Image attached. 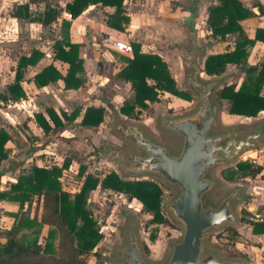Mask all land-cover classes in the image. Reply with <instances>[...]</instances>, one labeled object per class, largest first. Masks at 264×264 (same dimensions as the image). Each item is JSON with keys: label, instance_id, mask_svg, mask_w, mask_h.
Instances as JSON below:
<instances>
[{"label": "trees", "instance_id": "obj_1", "mask_svg": "<svg viewBox=\"0 0 264 264\" xmlns=\"http://www.w3.org/2000/svg\"><path fill=\"white\" fill-rule=\"evenodd\" d=\"M216 1L217 4H211L207 8L205 37L223 40L227 34H237V39L233 50L206 57L203 72L209 77L220 75L227 64L244 63L245 46L252 43L239 25V21L250 17L252 13L239 0ZM38 2L44 4L43 9L31 13L29 4ZM122 3L123 0H70L65 4L64 10L74 19L91 5L108 8L107 27L121 31L130 20ZM60 13L61 8L51 5L48 0H26L11 9L13 18L37 22L43 26L55 23ZM255 40L264 41V29L256 30ZM65 45L67 50L62 44H57L55 58L68 65L66 73L62 75L54 66L49 65L34 76L37 86L42 87L57 80H62L65 90H77L83 86L84 68L78 56L80 45L69 42ZM131 46L132 59L124 58L125 64L115 75L117 79L129 83L133 91L132 97L119 108L122 115L138 118L140 110L146 109L149 103L156 102L161 94L186 102L191 100L187 90L178 89L166 63L159 55L141 52L140 44L136 42H132ZM38 58L39 54L33 51L28 57L21 56L18 59L14 82L7 86L8 96L3 99L18 101L25 98L19 82L24 69L34 65ZM245 77L237 90L234 85L225 86L216 93V98L229 101V114L254 117L260 109L264 110V97L261 95L264 89V60L257 67H249ZM46 113L49 121L42 114L34 116V122L44 134H48L52 127H61L63 122H73L80 109L69 114L63 112L60 117L50 108L46 109ZM104 119L103 107L88 106L84 109L79 125L86 128L98 127ZM9 139V134L0 128V164L9 156V150L5 147ZM69 162L65 158L60 167L33 164L28 169L20 170L15 182L9 186L6 200L15 205L17 210L8 213L13 221L0 241V264H89L84 256L92 253L102 239L98 223L87 203L90 192L97 187L123 195L128 200H137L143 211L151 216L148 223L166 224V218L161 212L163 192L154 181L137 178L126 180L115 171L108 170L102 176L86 174L79 191L70 194L63 190L60 182L62 170L67 168ZM84 169V166H80L79 176L83 175ZM221 172L226 182H236L241 178H255L261 173V168L245 160ZM35 201L40 213L33 216L30 211ZM250 224L252 234H264V222ZM43 227H47V231L41 243L39 238ZM63 232L74 241L73 248L68 253L61 252L57 244V239ZM230 232L229 239L236 235V230ZM155 238V234L149 235L151 242Z\"/></svg>", "mask_w": 264, "mask_h": 264}, {"label": "rangeland", "instance_id": "obj_2", "mask_svg": "<svg viewBox=\"0 0 264 264\" xmlns=\"http://www.w3.org/2000/svg\"><path fill=\"white\" fill-rule=\"evenodd\" d=\"M66 1L67 0H51V4L62 6L64 3H66ZM122 6L124 7L123 4ZM135 7L136 9L140 8L141 4H136ZM202 7L203 4L197 7L196 4H191V2L187 0L183 4H147V8H149L150 12L149 10H147V18L145 19L147 20V28L144 27V30L145 32L156 30L157 26L155 25L159 24L155 23L164 22L166 16H168V13H170L172 16H175V18H178L177 24L179 28L182 23L188 20L187 18L189 14H194L195 12L198 13V11L201 12V10L203 9ZM136 15L138 21H141L146 16L143 11L140 14L136 12ZM128 17L131 20V16L128 15ZM150 21H152L153 23H150ZM200 21L201 18L198 17L196 22L200 23ZM153 24L155 25L152 27L151 25ZM144 30L140 29V31ZM50 33L52 35L55 34V32ZM160 34V38L152 40L148 39L147 42L144 43V46L147 48V52L157 53L162 56V58H174L179 62L182 74L180 76V80L175 82L179 88H184V71L181 65L182 54L181 52L178 53L175 49L176 44H181V42L177 39L169 37L168 33ZM104 35L105 34L103 33H98V37L95 40V50L97 53L100 50L101 55H99V57H97L95 60H92L90 67L92 68L94 74L100 75V73H103L105 77H108L110 79V81H104L105 85L99 84L102 79L98 81H92L91 86L93 87V89L91 91H88V93H86L88 95L84 97H88V99H81V102L83 104L90 103V101L100 103L103 100H109L113 102L112 106L115 108L116 112L112 110L108 111L103 123L98 127L92 128L90 130L77 129L76 125H72V127L66 129L67 133L66 130H57V134L54 135V138L56 140L54 141L51 136L48 139H39L37 136L40 135V131L34 125H30L29 127L23 125V119H19L20 121L18 120V122L20 123L18 125L17 121L13 117L17 110L15 108L4 107L3 109H1L2 111L0 110V125L8 129L14 137L11 141V144H8L9 146H11V155L2 163V167L0 166L1 175H4L5 172H9L8 174L13 176L19 169H28L32 166L33 163L47 164L46 160L52 161V159H54L55 162L60 163L62 159L66 157L70 160V162L67 168L62 170L60 182L63 190L70 194H74L79 191L86 174H99L102 176L106 171L113 170L123 179H136L135 177L126 175V173L120 168L119 161L115 160L112 157L113 153H111L112 151L120 153H131L135 150L130 143L124 140L115 131L114 128L115 114H118V107L121 104V100L124 96H126L125 98H127L128 96L125 95L126 93H123L121 95L122 97H118L122 88L116 89L114 85L115 82L113 81L112 74L113 72H115V69L111 67V64H113V66L115 65L114 68H118L115 63H121V61H123V58L126 57L119 53L110 50L108 51L100 47V39ZM109 35L117 38L118 40L126 41L130 44L132 43V41H136V38L131 35V32L128 29L127 25L124 26L121 31L110 32ZM200 43L206 44L204 41H200ZM182 44L184 46L188 45L186 36L182 39ZM101 51L105 53V55H102ZM8 60V67L13 66L12 64L15 60L13 58V55H11ZM98 63H101V69L99 70V72L97 70ZM109 67L111 68L108 70L107 68ZM104 68L107 70L104 71ZM3 73V67L0 64V74ZM6 76L8 75L5 72L3 79L4 82L2 84L7 81L8 78ZM201 77L204 80L216 79V77H209L204 73ZM126 92L128 93V89L126 90ZM189 94L191 96V100L182 103H177L173 99H171L170 96H163L164 94H161L156 103H149L146 109L140 110L138 118H131L130 120V118H125L124 115L120 114V119L136 124L145 132L149 133L154 139L168 144L172 149L175 150L178 146L177 141L159 129L157 120L161 115L177 116L179 114L192 111L196 106V98L191 93ZM81 96L83 97L84 95L82 94ZM213 99H215L216 101L218 100L215 94H213ZM235 127L241 128L240 134H245L254 129L255 122L249 121L244 118L232 119L226 117L225 115L219 116L217 129L226 130ZM20 135L22 137H20ZM61 138L67 140V142L65 143L68 147L59 148L57 146L51 145L50 149H46L45 145L47 143L57 142L58 144V139ZM46 150H48L50 153H46ZM253 154L254 155H252V157H248V155L243 156L241 157V160H251L252 158H254V156H256L255 153ZM40 156H44L46 160L40 161ZM239 160L240 159H237L235 163L229 166L220 167L217 170H214L211 174L212 177L219 180L217 188L211 195V199L213 201H217L230 190L237 191L239 200L237 201L236 210L239 228H235L233 226H223L208 231L205 237V247L207 249L214 250L218 257L244 260L245 264H255V260L259 256L260 259L259 263L257 264H264V250H262V252L260 253H256L255 251L253 252L252 247L261 246L260 243H258L257 239L249 237V229L251 228L250 223L264 222V203H260L262 201L259 200L258 203H255V210L248 211L247 205L252 204L253 196L247 193L248 191L246 189L250 186V184L251 186L255 187L257 183H260L259 180H264V176L258 178L255 181L248 182L250 184L247 185L243 184L244 181L240 180L236 182H226L222 177L221 171L235 166ZM80 166L85 167L82 176H79L78 173ZM147 180H152L157 183L163 192L161 212L166 218V224L148 223L151 216L143 211L142 205L137 200H128L123 195L108 190L104 191L97 187L94 191L90 192L87 203L88 209L92 212L94 219L98 223L100 233L102 234V239L97 244V247L92 253L84 256L89 264H112V261L117 258V250L119 248H122L125 244V230L129 228L130 223H134L135 233L141 251L149 264H162L163 261L167 258L170 242L176 240L181 232L180 225L173 219L170 212L165 206V204L175 195L176 190L170 186L163 184L159 180H153L150 178ZM7 182H9V180L6 181L5 186L0 184V217L3 212L12 209L8 204H3L2 206L1 202L4 201L5 203H7ZM262 189L263 188L260 187L259 191H261ZM262 192L264 193V191ZM254 196H258L262 198V200L264 198V194H262L261 196L260 194H256ZM39 213L40 209L37 205V201H35L33 207H31L30 214L34 216L38 215ZM254 214H259L262 221H252L250 218H255ZM7 226L8 223H5V221H2V219H0V238L4 234L5 227ZM233 229L236 230V235L229 239L228 237L231 236L230 231ZM46 231L47 227H43L41 236L39 238L41 243L43 242ZM150 234L156 235L155 240L152 242L151 240H149ZM73 242L74 241L71 240L67 235H65L64 232L61 233L59 235V239H57L59 250L65 253H68L70 249L73 248ZM252 259H254V261H252Z\"/></svg>", "mask_w": 264, "mask_h": 264}, {"label": "crops", "instance_id": "obj_3", "mask_svg": "<svg viewBox=\"0 0 264 264\" xmlns=\"http://www.w3.org/2000/svg\"><path fill=\"white\" fill-rule=\"evenodd\" d=\"M25 1L26 0H0V64L3 67V72L4 73L6 72L8 75L6 76L8 78L7 81L4 84H2L4 82L3 81L4 73L0 74V85H1L0 101L3 104V106H0V110L3 109L4 107L15 108L17 112L13 115V117L17 121V124L18 125L20 124L18 122L19 119H23L22 123L23 125H26V127L27 126L29 127L30 125H34L40 131V135L37 136L39 139H43V138L48 139L51 136L53 140L55 141L56 139L54 138V135L57 134L56 133L57 130L65 131L69 127H72V125H76L77 129H81V130L92 129V128L82 127L81 125H79V121L86 107L88 106L103 107L105 109V117L108 111L110 110L115 111V108L112 106L113 102L109 100H103L100 103H95L93 101H90V103L83 104L81 102V99L82 100L88 99V97L86 98L84 97L88 95L86 94L88 93V91H91L93 89V87L91 86L92 81H98L102 79V81L99 82L100 85H105L104 81L106 80L110 81V79L108 77H105L103 73H100V75L94 74V72L92 71V68L90 67L92 60H95L97 57H99V55H101L100 50L98 53L95 50V46H96L95 40L98 37V33L105 34L100 39V43H99L100 47L108 51L110 50V51L116 52L102 45V40L104 37L106 36L112 37L111 35H109L110 32H119L114 29H110L106 25V19H107V14L109 13V9L101 7L99 5L97 6L91 5L87 9H85L78 17L74 19H70L71 18L70 15L67 13H64L65 4L70 2V0H67L66 3H64L62 6H57L61 8V13L59 17L57 18L56 22L49 26H43L37 22H28L25 20H19L11 16V9L15 5L21 4ZM185 1L186 0H123V3H122L124 5L123 9L125 8V10L127 11L126 13V11L124 10L126 15L131 16V20H129V25L127 24V27L130 30L131 35L136 38V41H132V42H136L140 44L141 52L154 53V52H147L146 50L147 48L144 46V43H146L148 39L152 40V39L160 38L159 36L161 35L160 33H165V34L168 33L169 37L173 39H177L181 42V44H178V43L176 44L175 49L178 53L181 52L182 54L181 65L184 71V81H185V68L183 66V53L180 48L189 47V33L190 32H189V26L187 23L190 20V17L192 18L193 27H194V30L196 31L195 36H196L197 50L195 51L194 55L200 56V60H201L200 66L202 68V71H203L204 61L208 55L224 53L226 51L233 50L236 39H237V34H227L223 40L207 39L205 37V34H206L205 20L207 16V8L211 4H217L216 0H187V1H190L191 4H196L197 7L203 4V7H202L203 9L201 10V12L198 11V13L195 12L194 14H189L187 18L188 20L182 23L179 28L177 24L178 18H175V16H172L170 13H168V16H166L164 22L155 23L159 25H155V24L151 25L152 27L154 25L157 26L156 30L151 31V28H150L151 32H145L144 27L147 28V22H146L147 20L145 19L147 18V10H149V8H147V4H183ZM239 1L242 3L244 7H246L252 13L250 17L239 21V25L241 26L245 36L247 37L248 40L252 41V43L245 46L244 50L246 53V57H245L244 63L240 65L227 64L225 66V69L220 75L213 76V77H216V79H210V80H221V82L215 88L213 92V94L215 95L223 87L229 86V85H234L235 90H237L239 86L241 85V83L246 78L245 76H246L247 69L249 67H255V66L257 67L264 60V41L255 40L256 30L264 29V0H239ZM48 2L51 4V0H48ZM136 4H141V7L136 9L135 7ZM51 5H54V4H51ZM43 6L44 4L42 2L29 4L31 13H34L35 11L40 12L43 9ZM142 11L146 14V16L141 21L139 20L140 21L139 22L137 20L136 12L140 14ZM198 17L201 18L200 23L196 22ZM150 23H153V22L150 21ZM140 29L144 31H140ZM50 32H55V34L52 35ZM185 36L187 37V42H188L187 46H184L182 44V39ZM262 36L263 35L261 34V37ZM120 41H123V40H120ZM200 41H204L206 44H201ZM66 42L75 43V44L80 45L78 48V56L79 58H81L83 62L84 77H85V82L83 86L77 90H65L62 80H57L55 83H48L47 85L42 86V87L37 86L36 83L34 82V76L38 74L39 72H41L43 68L49 65L54 66L62 75L66 73L68 65L65 62L60 61L55 58L56 52H57V49H56L57 44H62V47L65 50H67L68 47L65 45ZM123 42H126V41H123ZM33 51H36L39 54V58L34 65L26 67L24 69L22 77L19 82L20 87L25 93V98L18 100V101H13L10 99H3L4 96H6V98L8 96L7 86H9L10 84H13L14 82L16 65H17L18 59L21 56L28 57ZM116 53H119V52H116ZM154 54H157V53H154ZM11 55H13V58L15 60L13 61V64H12L13 66L8 67V61H9L8 58H10ZM102 55H105V53L102 52ZM121 55L128 58V56L124 54H121ZM160 57L162 58V56ZM162 60L166 63L168 70L171 76L174 78V80L176 82L179 81L181 78L180 76L182 74V70H181V66L179 62L176 59L170 58V57H167V58L163 57ZM115 64L118 66V68H114L115 65L113 66V64H111V67L115 69V72H113L112 74L113 81L115 82L114 85L116 89L122 88L118 97H122L121 95L123 93L124 94L126 93L125 95L128 96L127 98H125L126 96L122 98L121 104L118 107V114H115V120H116V116H118L119 120H121L120 119L121 113L119 112V108L124 101L132 97L133 91L129 83H125L119 79H116L115 77V75L118 73L120 68L125 64L124 60L121 61V63L119 64L118 63H115ZM99 65H100V68L98 67ZM111 67L107 69L109 70ZM100 69H101V63H98L97 64L98 72ZM107 69L104 68V71H106ZM203 73L201 74V76L203 75ZM183 86L184 88H179L178 86L177 87L178 89L187 90L189 93H191L185 87L184 82H183ZM127 89H128V93L126 92ZM82 94L84 95L83 97L81 96ZM261 95L264 97V89L262 90ZM163 96H168V95L164 94ZM169 96L171 99H173L177 103L186 102L179 98H175L171 95ZM213 100L218 103V121H219L220 115H225L226 117H229L232 119L233 118H238V119L244 118L249 121H254L255 127L261 122H264V117L258 115V112H260L263 109H260L254 117L253 116L244 117L240 115H231L227 112L228 107H229V101L227 100H217L216 101L215 99ZM48 108L54 110V112L59 117L61 116V113L65 112L69 114L75 109H80V113L73 122L71 123L63 122V125L61 127H52L51 131L48 134H44L34 122V116L35 114L39 113V114H42L47 121H49L48 120L49 118L46 113V109ZM1 111H0V116H1ZM124 117L127 118L126 116ZM0 128H3L10 136L9 141L5 144V147L9 150V156H8L9 158L11 155V146H9L8 144L9 143L11 144V141L13 140L14 136L4 126L0 125ZM93 128H96V127H93ZM66 133H67V130H66ZM20 137L22 136L20 135ZM64 137H67V136H64ZM58 141H59L58 144L57 142L47 143L45 145L46 149H50L51 145L57 146L59 148L68 147L66 146V143H65L67 142L66 139L61 138V139H58ZM45 152L50 153L48 150H46ZM253 153H255L256 156L254 157L258 161L261 157V153H264V146H262L261 148L255 149L245 155H242L238 159H240L239 161H242L241 157L246 156V155H250L249 157H252V155H254ZM65 158L66 157H64L60 163H57L55 162L54 159L50 161V160H46L44 156H40V161L46 160L47 164L42 163V164H36V165L47 166V167L54 165V166L60 167L63 164V161ZM2 163L0 164V166L2 165ZM23 169L25 168L19 169L17 173L14 174L13 176L8 174L9 172L8 173L5 172L4 175L0 174V184L5 186L6 181L9 180V182H7L8 183L7 185L9 188V186L15 182L16 177L18 176L20 170H23ZM263 176H264V173L261 172L255 178L246 177V178H241L239 180L244 181L243 184L247 185V184H250L248 182L255 181L258 178L263 177ZM259 182L260 183H257L255 187L251 186L250 184V186L246 188L248 191L247 193L253 196L252 204L247 205V209L249 211L255 210V203H258L259 200L262 201L260 203H264V198L262 200V198L258 196H254L256 194H260V196L264 194L262 192L264 191V180H259ZM260 187L263 188L261 191H259ZM1 202H2V206L3 204L4 205L8 204L9 207L11 206L12 208L8 211L3 212L0 217L2 221H5V223H8V226L5 227V230H6L10 227L13 221L12 217H9L8 213L15 212L17 210V207L9 202L7 203H5L4 201H1ZM33 204H32V207H33ZM249 237L257 239L258 243H260V246H261V247H252V251L253 252L255 251L256 253L262 252V250H264V234L254 235L252 234L251 228H250ZM2 240H3V236L0 238V241ZM259 259L260 258L258 256V258H256L254 263L255 264L259 263ZM252 261H254V259H252Z\"/></svg>", "mask_w": 264, "mask_h": 264}, {"label": "water", "instance_id": "obj_4", "mask_svg": "<svg viewBox=\"0 0 264 264\" xmlns=\"http://www.w3.org/2000/svg\"><path fill=\"white\" fill-rule=\"evenodd\" d=\"M187 24L189 47L180 49L185 68L184 85L196 98V106L191 112L162 115L157 120L159 129L177 141V148L172 149L137 125L116 116L115 131L135 151L111 153L126 175L159 180L176 190L165 206L181 232L170 242L168 256L162 264H245L244 260L218 257L214 250L205 247L208 231L223 226L239 228L237 191L230 190L213 201L211 195L219 180L211 174L264 146V122L245 134H240L239 127L217 129L218 103L213 100V92L221 80L202 79L200 56L194 55L197 43L191 17ZM125 233V244L117 250L112 264H149L141 251L134 223H130Z\"/></svg>", "mask_w": 264, "mask_h": 264}, {"label": "built area", "instance_id": "obj_5", "mask_svg": "<svg viewBox=\"0 0 264 264\" xmlns=\"http://www.w3.org/2000/svg\"><path fill=\"white\" fill-rule=\"evenodd\" d=\"M64 13H67V12L64 10ZM102 45L108 49L114 50L116 52H119L121 54L128 56L129 59H132L133 57L132 46L128 42H123V41L117 40L116 38L106 36L102 40ZM0 106H3L1 101H0ZM258 115L264 117V110H261L260 112H258ZM249 161H251L253 164H257L258 166H260L261 172L264 173V153H261V157L258 161L255 157ZM254 217L255 218H250V219L252 221H262V219L260 218L261 216L259 214H254Z\"/></svg>", "mask_w": 264, "mask_h": 264}, {"label": "bare ground", "instance_id": "obj_6", "mask_svg": "<svg viewBox=\"0 0 264 264\" xmlns=\"http://www.w3.org/2000/svg\"><path fill=\"white\" fill-rule=\"evenodd\" d=\"M176 71H177V70H176ZM176 71H175V72H176ZM173 74H174V73H173ZM176 76H177V75H176ZM249 156H250V155H248V157H249ZM246 159H247V158H246Z\"/></svg>", "mask_w": 264, "mask_h": 264}]
</instances>
